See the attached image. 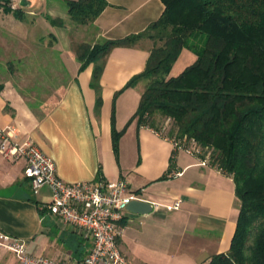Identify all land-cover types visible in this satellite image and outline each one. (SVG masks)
Wrapping results in <instances>:
<instances>
[{"label":"crops","instance_id":"0c3cea01","mask_svg":"<svg viewBox=\"0 0 264 264\" xmlns=\"http://www.w3.org/2000/svg\"><path fill=\"white\" fill-rule=\"evenodd\" d=\"M29 1V6L20 5L27 20L31 15L46 18L48 12L68 24L65 0ZM107 1L108 6L92 23L90 38L79 42L93 46L140 33L165 10L162 0ZM13 16L8 17L15 24L26 22ZM153 44L143 37L132 46L110 51L97 107L99 95L91 84L95 63L81 69L71 38L58 36L61 64L56 68L63 72V80L57 84L59 96L39 113L11 79H3L0 127L14 128L19 141L37 143L55 160L62 179H123L130 191L138 192L139 199L153 204L152 212L128 211L120 222L119 244L132 264H206L215 254L229 250L240 200L232 176L203 165L198 155L176 148L172 140L132 120L145 82L122 89L145 69ZM114 128L123 131L118 153L113 145ZM24 168V161H10L0 153V232L25 239L30 253L82 264L91 239L49 211L50 187L35 191ZM177 201L179 208L170 207ZM0 264L19 262L13 252L0 247Z\"/></svg>","mask_w":264,"mask_h":264},{"label":"trees","instance_id":"16d2710c","mask_svg":"<svg viewBox=\"0 0 264 264\" xmlns=\"http://www.w3.org/2000/svg\"><path fill=\"white\" fill-rule=\"evenodd\" d=\"M65 1L69 20L82 25L94 23L108 6L107 0ZM162 1L163 14L144 31L93 46L72 39V48L81 69L95 63L91 84L99 107L100 79L110 51L143 37L153 41L145 69L122 89L145 82L132 120L233 177L240 200L237 227L229 250L206 264H264V0ZM0 4L28 21L14 0ZM46 18L65 26L61 17ZM202 40L204 45L197 47ZM186 47L197 58L174 75ZM122 133L113 130L116 153Z\"/></svg>","mask_w":264,"mask_h":264},{"label":"built area","instance_id":"2783aa9c","mask_svg":"<svg viewBox=\"0 0 264 264\" xmlns=\"http://www.w3.org/2000/svg\"><path fill=\"white\" fill-rule=\"evenodd\" d=\"M174 142V141H173ZM176 148L195 154L192 149L174 142ZM0 153L10 161H24L25 175L37 191L48 185L52 200L49 211L65 223L82 229L91 239V247L82 264H132L122 252L120 222L129 211L127 206L139 199L137 191L128 189L127 181L105 178L68 182L57 173L55 160L32 140L19 141L15 129L0 127ZM203 165L210 164L202 159ZM180 201L170 207L179 208ZM0 247L13 252L19 264H69L44 254L30 253L25 239L0 232Z\"/></svg>","mask_w":264,"mask_h":264},{"label":"rangeland","instance_id":"374dc122","mask_svg":"<svg viewBox=\"0 0 264 264\" xmlns=\"http://www.w3.org/2000/svg\"><path fill=\"white\" fill-rule=\"evenodd\" d=\"M20 2L14 0L16 7L20 6ZM10 14L13 13L6 12L0 4V81L11 79L27 101L41 113L48 107L47 104L57 99V84L63 80V72L56 68L61 64L56 49L57 37L68 35L71 40H88L92 33V23L82 25L69 20L64 27L53 26L45 16L38 18L39 15H31V19L25 23L15 24L10 19L12 17H8ZM202 45L203 40L196 43L197 47ZM195 54L191 48L186 47L175 63L172 74H179L193 63L197 56Z\"/></svg>","mask_w":264,"mask_h":264},{"label":"water","instance_id":"95a60500","mask_svg":"<svg viewBox=\"0 0 264 264\" xmlns=\"http://www.w3.org/2000/svg\"><path fill=\"white\" fill-rule=\"evenodd\" d=\"M20 5L21 6H29L30 1L29 0H21ZM127 208L131 212H135V213H139V214H147V213H150L153 211V204L151 202L146 201V200L134 199L128 204Z\"/></svg>","mask_w":264,"mask_h":264}]
</instances>
